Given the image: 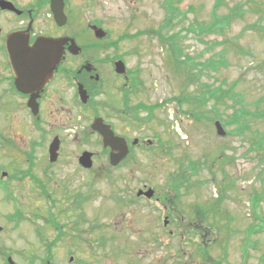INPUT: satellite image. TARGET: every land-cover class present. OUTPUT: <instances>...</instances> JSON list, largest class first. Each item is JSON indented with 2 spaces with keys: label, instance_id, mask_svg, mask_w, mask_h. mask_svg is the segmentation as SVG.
<instances>
[{
  "label": "rangeland",
  "instance_id": "obj_1",
  "mask_svg": "<svg viewBox=\"0 0 264 264\" xmlns=\"http://www.w3.org/2000/svg\"><path fill=\"white\" fill-rule=\"evenodd\" d=\"M251 1L223 0L216 18L231 16L235 9L241 11L240 17L230 20L221 33L200 34L199 25L212 23L215 0H182L176 4L180 14L168 23L164 0H70L74 13L66 25L77 30L78 43L87 39L81 31L93 21L109 34L104 44L136 35L106 53L98 52L97 57L119 56L138 82L127 108L116 93L100 96L101 106L110 102L118 111L100 109L99 116L129 146L135 138L141 145L112 169L100 139L90 131L96 116L90 111L80 115L66 111L53 125L42 122L36 128L30 123L23 130L15 126L5 139L9 145L0 144V160L7 155L31 158L30 178L20 183L23 189H13L14 195L0 191L4 200L13 196L14 209L16 203L23 206L26 218L15 231L6 224L0 236V249L23 250L22 256H11L14 264H45L46 256L50 264H264V230L252 231L264 220V120L245 118L248 128L240 133L234 121L228 125L221 121L236 119L241 110L264 112V0H253L258 12L250 11ZM42 20L36 19V32L51 22L44 18L42 25ZM12 21L0 16V43L14 27ZM172 35H178L183 54L205 65L203 70L198 66L197 83L185 85L188 73L174 66L161 38ZM205 85L224 90L233 86L239 97L225 98L216 109L213 102L198 107L200 96H207ZM179 102L184 103L183 111ZM139 104L155 108L149 121L136 125L130 108ZM214 121L221 124L225 136L216 134ZM54 136L59 137L60 148L51 164L47 150ZM259 140L262 151L256 145ZM83 151L95 154L92 170L77 164ZM190 162L197 168L195 175L189 174ZM180 170L188 174L190 187L174 193L166 183ZM144 188L154 190L153 200L135 197ZM220 191L223 198L217 209ZM78 195L85 199L81 210L75 211L71 204L80 200L75 201ZM255 196L263 199L255 204ZM196 209L211 211L201 227L188 228L183 225L187 218H201ZM9 212L10 206L0 205L3 224ZM166 214L169 223L163 226ZM3 255L0 264L6 262Z\"/></svg>",
  "mask_w": 264,
  "mask_h": 264
},
{
  "label": "flooded vegetation",
  "instance_id": "obj_2",
  "mask_svg": "<svg viewBox=\"0 0 264 264\" xmlns=\"http://www.w3.org/2000/svg\"><path fill=\"white\" fill-rule=\"evenodd\" d=\"M11 3L13 10L0 9V16L13 20L14 27L5 32L4 38L0 43V144H7L6 136L11 135L14 132V127L17 126L21 130L23 127H29L32 123L36 128L41 125L42 122L53 125L61 119V115L72 110L77 111L80 114L90 111L94 115V118L100 117L99 110H106L110 107L113 111L118 109L112 104L105 106L100 104V96H105L107 93H113L120 96L122 106L125 104V99L129 95L134 93L135 77L128 70L124 75L115 73V64L122 59L117 55L97 57L99 53H106L107 51L114 49L116 44L108 42L104 44L109 36H105L104 39H98L95 37L94 27L103 29L98 22H91L87 24L86 28L81 31L82 34H88L83 44L78 43L77 30L74 27L67 29L68 25L64 27H58L53 20V12L51 10V0H0ZM63 1V13L67 20L71 18L74 11H71L70 0ZM42 20V25L45 24L44 18L51 20L47 27H43L44 31L36 32L37 22L36 19ZM69 23V21H68ZM30 26V28H29ZM29 29L28 33L27 30ZM105 31V30H104ZM20 33L23 36H27L29 43L32 44L39 37H49L53 39L67 38L75 42L80 48L76 54L69 52L71 43L68 42L64 45V58L60 64L54 69L51 79L40 88L35 84L21 83L18 80L16 71L13 69L10 60L8 59L4 39L7 34ZM99 52V53H98ZM123 62V61H122ZM124 63V62H123ZM125 64V63H124ZM17 80V81H16ZM82 86L87 96V103L82 104L78 95V88ZM20 88V89H19ZM32 96H35L37 102V117H31V110L29 108V100ZM82 104V105H80ZM98 114V115H97ZM32 118V119H31ZM32 121H31V120ZM106 124H110L104 118H102ZM111 125V124H110ZM112 127V125H111ZM98 139V134L91 132ZM14 135V133H13ZM55 137V136H54ZM139 140L135 147H138ZM151 146L147 142V147ZM131 150V149H129ZM95 157V156H94ZM0 160V191H8L10 193L13 189L17 192L22 190L20 185L24 179L29 178V163L30 160L27 156L13 155ZM9 180V181H7ZM16 183L19 186H13ZM13 193V191H12ZM14 195V193H13ZM13 196H7L5 200L0 198V205L10 206L12 212L4 214V222L0 220V226L2 228L1 234L6 232V224L11 225V231H15L24 222V212L22 207H18L16 203V209L12 206ZM164 210H167L163 206ZM166 221L169 223L168 215L166 214ZM199 218V217H198ZM190 219L185 225L186 227H201V222L205 221L204 218ZM182 224L183 218L177 219ZM26 222V221H25ZM22 227V226H21ZM201 232V231H200ZM199 232V237L203 236ZM201 234V235H200ZM22 251L19 249L11 248L8 250L0 249V254H4V257H13V255L19 254L22 256ZM48 253V252H47ZM6 255V256H5Z\"/></svg>",
  "mask_w": 264,
  "mask_h": 264
},
{
  "label": "water",
  "instance_id": "obj_3",
  "mask_svg": "<svg viewBox=\"0 0 264 264\" xmlns=\"http://www.w3.org/2000/svg\"><path fill=\"white\" fill-rule=\"evenodd\" d=\"M0 9L12 11V5L0 1ZM51 10L54 14L55 22L58 26H62L66 22L63 15L62 0H51ZM30 28V26H29ZM29 30V29H28ZM27 30V32H28ZM97 37L102 38L104 32L98 29L95 31ZM27 36L20 33H11L6 37L5 44L9 55V60L13 69L16 71L18 80L21 83H33L40 88L51 79L54 69L60 64L64 56V45L71 43L69 51L76 54L79 48L73 41L68 39H51L39 37L31 46L29 45ZM115 71L118 74L125 72L124 65L121 62L115 64ZM17 81V80H16ZM20 89V88H19ZM78 93L82 103L87 102V96L82 86H79ZM29 106L31 107L33 116L37 115V106L35 96L30 98ZM216 132L219 136H224L225 132L219 122H215ZM91 131L98 133L101 138L104 149H109V163L111 166H117L128 155V146L123 138L114 135L109 125L104 124L100 118L94 119L90 126ZM136 140L133 144H136ZM59 151V140L55 138L48 148V160L54 163L57 160ZM92 153L83 152L78 158L79 165L84 169L92 167ZM144 195L150 199L153 196L151 189L146 192L138 191L137 197ZM1 231V228H0ZM72 260V258H70ZM9 264H12L8 259Z\"/></svg>",
  "mask_w": 264,
  "mask_h": 264
},
{
  "label": "trees",
  "instance_id": "obj_4",
  "mask_svg": "<svg viewBox=\"0 0 264 264\" xmlns=\"http://www.w3.org/2000/svg\"><path fill=\"white\" fill-rule=\"evenodd\" d=\"M182 0H164L163 3V8L166 12V23L170 22L171 19L175 18L176 16H178V7L176 4L180 3ZM223 3V0H215V4L213 6V12H212V23L210 25H208L207 27H203L201 25H199L197 27L198 33H206V32H214V30H216L217 32H222V30L224 29L223 27L228 25V23L230 22V20H233L237 17H240L241 15V11H238L237 9L235 10V13L230 14L231 16H225L223 18L217 19L216 18V11L219 7H221ZM254 5V7H252L250 9V11L252 12H258L259 8L256 7V3L255 1H251V6ZM237 11V12H236ZM162 40H164L169 47V52L172 54V58H173V64L175 67H177V71H182L184 73H188L186 74L187 76V81L185 82L186 84H194L197 83L200 79V67H205V65L203 64H197L194 62V60L192 58H190L188 55L183 54L182 48L180 47V45L177 43V39H178V35H172L168 38H164L161 37ZM202 65V66H200ZM198 66H200L198 68ZM135 85L137 84V82L134 83ZM207 91L203 92L206 93V97L204 96H200V98H202V101L197 100V103L195 105H197L198 107L205 104L209 103V102H213L212 104V109H216V105L218 103H223L225 98H232V100H234L236 97H239L238 94H234V87L231 86L229 87L227 90H224L221 86L219 87H215V88H210L209 86L205 85L204 86ZM211 89V90H210ZM186 100V99H185ZM184 101V100H183ZM241 100H238V103H240ZM178 104V102H177ZM183 105L182 102H179V109L181 111H183ZM155 107H145L142 104H139L137 106H135L133 108V110L131 109V119L133 122H135L134 124H140L142 121H149L150 117L152 116L153 110ZM141 112H146V116H144L143 118H141V116H139V114ZM190 115L192 117L196 116V113L194 111H190ZM238 117L236 119L234 118H230L228 121L222 119L221 121L224 123L231 124L233 121L234 124H236V129L235 131L237 132H241L242 129H247L248 128V121L245 119L247 117H250L251 119H262L264 120V112L262 113H258V114H253L250 112H247L245 110H241L240 113L237 115ZM241 117V118H240ZM208 118V117H206ZM234 119V120H233ZM241 119V120H239ZM256 145L259 149V151H262V141L259 140L258 142H256ZM262 153V157H261V161L264 162V152ZM192 167V172H190L189 174L191 175H195L197 174V168H195V164L191 163L190 165ZM33 180H36V182H39L35 177H31ZM35 182V181H34ZM169 188H172L175 192H178L180 190V188L186 187L188 188L189 185V181H188V174H186V172H183V170H180L177 174L172 175L170 180H169ZM201 184V183H199ZM220 195V199H217V201L215 202L216 204V208L218 209V206L221 203V199L223 198V193L222 191L219 192ZM264 198V196H263ZM263 198H257L255 196V201L254 203H257L258 199H263ZM255 206V205H254ZM213 208H215V206H213ZM215 208V209H216ZM262 230H264V220H261V224L257 225L256 228H253V232H262Z\"/></svg>",
  "mask_w": 264,
  "mask_h": 264
}]
</instances>
